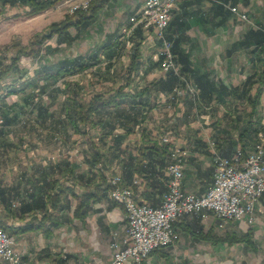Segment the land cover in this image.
<instances>
[{
  "label": "crops",
  "instance_id": "1",
  "mask_svg": "<svg viewBox=\"0 0 264 264\" xmlns=\"http://www.w3.org/2000/svg\"><path fill=\"white\" fill-rule=\"evenodd\" d=\"M109 3H111V0ZM141 3L138 2L134 5L133 2H129V8L132 10L131 14L140 8ZM217 3L221 5L215 4L212 0H175L170 21L166 27L167 33L178 39L179 53H175V60L180 67L185 66L187 68L188 78L190 77L191 82L200 93V99L196 104L191 101L185 90V84H181L180 81L176 82L171 92L157 87V81L164 79L167 75V73H162L158 67L159 57L157 51L159 45L152 41V34L143 32L140 36L135 34L134 30L137 25L132 26L129 20L131 15L124 17L120 14L117 15L116 19L118 24L116 29H121V32H123V28L132 27L129 33H123L119 37L110 36L111 34H109L102 43L96 45L92 53L87 55L77 54L82 55L83 59L86 56L96 55L98 63L101 59H107L109 62L117 61V67L113 63V65L107 67H98L97 70L92 69L95 70L92 73L94 79L99 80L94 82L95 90L100 89L99 91L109 92L127 82L129 77L125 90L137 93L134 100L129 104H121L119 108L105 107L94 118L98 123L106 122L104 124H107L109 122L106 120V114L111 113L116 117L117 124L111 125L109 133L105 134L104 137H100L102 141L101 148H103L101 154L104 158L106 156L110 160V163L106 164L109 172L119 174L124 184L133 186L137 199L153 206L160 204L161 193L166 188L168 173L165 166L169 160L168 153L160 161L156 160L157 157L154 160L147 156L144 157V159H141L138 172L135 170V158L138 156L140 149L150 146L154 141L164 145L161 143V137H165L169 144H177L182 147L185 145L188 148V155L183 162L181 186L186 191L202 194L208 188L212 179L211 158L213 151H217L221 155H223V152L231 155L240 144L236 140L240 129L244 128V124L250 118V106L247 97L249 94L254 93L257 83L251 87L250 93H244L241 90L247 87L249 77L258 78L259 72L263 68L264 55L260 53L254 55L251 51L252 46L245 39V36L247 31L253 32L264 27V0H225ZM224 3L236 5L248 15L257 27L250 26L239 19L223 5ZM16 4H21L24 9L28 6L19 0H16L13 4L12 2L3 3L0 0V9L2 5L7 10L9 6ZM37 15L27 14L25 20H36ZM109 36L116 38L120 45L123 44L124 47L121 46L123 51H119L116 46L108 50L100 49V46L108 40ZM251 37L255 39L254 34ZM138 38H142V40L138 47L137 64L131 72H128L133 52V41ZM43 54L45 56V53ZM75 56L70 57L65 54L63 57H57L56 59H72ZM179 56L184 57L185 64L182 63L183 60L181 61ZM36 63L35 61L33 65ZM44 65L47 67V64L44 63ZM17 68L21 69L23 67L18 65ZM33 68L28 66L29 70L25 74L26 79H28L26 82L30 83L34 90L40 91L39 93L32 92V88L30 91L32 93L25 94L22 98L25 102L31 103L34 110H37V116L40 119L42 115H47L48 108L52 109L53 105L58 106L54 96L57 93H51L52 98L47 95L43 97L42 94L46 92V85H50L51 82L59 78L50 77L46 74L42 76L43 70L33 71ZM47 72L51 74L54 73V70H48ZM125 73L128 77L124 80ZM78 81L79 77L76 76L72 79H63L58 87L54 86L52 88H55L56 92L58 89L61 91L68 90L67 94L64 95V99L67 98L70 102H74L76 99L86 100L92 94L98 92L94 91L88 94L85 91L88 85ZM66 82V87L62 88L63 83ZM206 82L209 83V96H207L209 93H203V90L201 94L200 90L205 87ZM143 88L146 90L142 91ZM17 93L18 90L15 88L7 89V94L15 97L12 105L18 106L21 101L18 96L16 97ZM62 102V100L59 102V106ZM1 114H4V119H2L5 126L3 127L5 128V134H7V132L12 131L11 124L14 118L7 117L6 110ZM14 115L17 116L16 120H19L18 115ZM193 116L195 117L194 120ZM65 117L66 120L70 121L68 116ZM253 119L259 121L257 126L259 125L260 128L256 136L264 135V89ZM70 126L73 133L75 128L71 124ZM80 131L79 129L77 132ZM215 141L219 143L216 145ZM243 143L245 144V152L248 153L256 143V138L246 139ZM166 145L168 146V144ZM88 159L89 156L80 159L73 154L66 161L64 175L72 180V186L74 185V190L78 193L83 191V185L80 183L77 173L87 172ZM69 168L74 171V176L68 175ZM45 176L46 179L57 178L42 170L34 182L37 185L44 183L43 178ZM134 181H136L135 184ZM37 193H42L39 186L37 187ZM14 194H17V197H12L13 201L5 208L6 210L10 209L12 205L18 207V200L27 195V193L22 195L21 192H14ZM111 200L113 199L108 196L92 202L85 218L79 220L72 216V208L75 203L73 199L70 209H64L58 213L65 219L63 223L51 228L49 233L38 229L37 231L11 235L14 240L13 249L21 253L22 259L27 261L28 264H105L111 253V241L120 242L122 240L126 223L124 208L119 203L114 205ZM17 215H14V218L19 217L18 219L14 221V218H9L7 223L18 226L23 225L29 219L28 213H24L22 216H19L21 213ZM192 217L193 214H183L177 222L182 220L187 222ZM214 220L215 218L212 215H208L206 218L201 217L203 231L211 229L214 234L224 236V234L219 235L218 230H216L218 234L214 232ZM234 227L235 231L241 230L240 233L243 235L248 231V242L243 243L253 248L263 249L262 252L264 253V194L255 203L253 221L248 222L246 219H242L234 222ZM229 228H232V226ZM176 230L179 237L182 234L189 236L181 228ZM114 231H117L116 235H113ZM240 233L236 234L239 235ZM190 239L194 240L191 237ZM208 243L212 245L213 249L217 250L221 243L226 242ZM191 249L195 248L190 247L183 240H178L175 244L151 252L145 259V263L140 264H182L184 263L182 262L184 257L178 255L180 257L177 259L174 256L176 254H187ZM172 260L176 261L172 262ZM230 263L237 264L233 260H228L226 263L213 261V264ZM243 264H264V256H260L256 263L249 261Z\"/></svg>",
  "mask_w": 264,
  "mask_h": 264
},
{
  "label": "rangeland",
  "instance_id": "2",
  "mask_svg": "<svg viewBox=\"0 0 264 264\" xmlns=\"http://www.w3.org/2000/svg\"><path fill=\"white\" fill-rule=\"evenodd\" d=\"M129 2H133V4L136 5L138 2L140 3L142 1L111 0L109 5L107 4L98 11L94 21L86 29L80 32H76L75 29H70L68 34L55 35L49 39L46 44L41 46V49L43 50L40 52L33 50L29 54H22L16 60V67L12 69L10 68V71L6 74V76L0 80V188L3 187L7 190V192H11L13 194V198L17 197V194H14V192H21L22 195L30 192L37 175L42 170H45L50 176L64 179L66 161H68L67 158L71 155L74 154L77 155L78 158L83 159L86 156H89V158L91 157V154L95 152L93 151V148L100 151V153L103 152L100 137H104L105 134L109 133L111 125L114 126L117 124L116 117L110 113L105 115L106 120L109 123L104 124L106 123L104 122L97 123L96 125H92V123L84 126L80 125L79 129L81 131H73L72 133L70 123L66 120V115L59 106V102L61 100L64 101V95L67 94L68 90L61 91L58 89L56 92L54 90L55 88H52L54 86L58 87V84H60L63 79H72V77L76 76L79 77V81H81L82 84L88 85L85 88V91H87L88 94L93 93L94 91H99L100 89H94V82L97 80L94 79L92 73H94L98 67H107L109 65H113V63H115L116 66L117 61L109 62L107 59L102 60L100 58V62H97L98 64H94L88 70L78 72L72 76L66 75L54 82H51L50 85H46V92L44 94L41 93L42 96L44 97L47 95L52 98L51 93H57L54 96L56 98L55 101L58 102V106L53 105L51 107L52 109L48 108L47 115H42L40 119L37 116V110L35 111L31 106V103L25 102L22 98L25 94H31L34 91L39 93L40 91L34 90V87L30 83L26 82L28 79H26L25 74L29 70L28 66L34 67L32 69L33 71L39 69L43 70L41 66H43L44 63L50 64L54 59L57 57H63L65 54L71 57L79 53H83L85 55L92 53L94 48H96V45L102 43V41L105 40L109 34H111L110 36L117 37L121 36L123 33L125 34V32H121V29H116L118 25L116 23V19L117 15L120 14L124 17L132 15V10L128 5ZM54 4L57 6L56 8L51 7ZM54 4L38 13L37 19L33 21L25 20L27 17L26 9H28V6L24 9L21 4H16L9 6L7 10L4 5L1 6L0 61L2 64L9 65L13 61V58L16 56V50L19 46H24L26 51L30 52L31 47H29V44L35 39V34L44 32L49 24L59 22L63 20L66 15L74 14L75 12L81 10H87L89 7L88 6L84 9V6H76V9H83L69 12L67 11V0H58ZM121 46L124 47L123 44H121L120 47H117L119 51H123ZM43 53H45L46 57ZM116 54L118 55L119 52ZM90 58L91 57L86 56L82 61L90 60V62H93V59ZM35 61L37 63L33 65ZM176 63L178 62L176 61ZM18 65H21L23 68H17ZM126 73V76L123 78L124 80L128 77ZM180 83L184 85V82L181 80ZM12 88L18 90L16 97L18 96L21 101L18 106L12 105V102L15 101V97L7 94V89ZM32 88L33 91L30 93ZM84 94L87 95L85 92ZM4 110L8 113L7 117L14 118L12 120L13 123L11 122L12 131L7 132V134H5V128L3 127L5 126L3 122L4 114H1ZM208 110L210 111V109ZM14 114L18 115L19 120H16L17 116ZM192 118L193 120L195 119L194 116ZM91 141H93V147H91ZM183 148L186 149L187 147L183 145ZM107 163H110V160H108L105 156L101 162L97 163L96 167L104 173L106 180L110 184V178L113 176V173L109 172V168L106 166ZM121 182L123 183L122 178ZM111 188L112 185L110 184V189ZM132 192H135L134 189H132ZM9 216L14 218L13 214H9ZM18 218L19 217L14 218V221ZM214 221V232L217 233L216 230H218L219 235H225V233L234 235V233L238 234L241 232V230L235 231V229H233L235 228L234 222L227 221L222 225V227H219V220L215 219ZM125 222H127L126 218ZM231 226L232 228H229ZM178 240H183L187 243V245L195 248L191 249L187 254H176L174 256V258L176 257L178 259L180 257H178V255H182V257H184L182 258V262H184L182 264H213V261L226 263L228 260L236 261L237 264L248 263L249 261L256 263L260 256H264V253L262 252L263 249L253 248L245 243L233 245L221 243L219 248L215 250L208 242L202 240H192L190 239V236L185 234L180 235ZM178 240L171 244H175ZM111 254L112 252L110 253L109 258ZM175 261L176 260H172V262ZM142 263H145V260Z\"/></svg>",
  "mask_w": 264,
  "mask_h": 264
},
{
  "label": "built area",
  "instance_id": "3",
  "mask_svg": "<svg viewBox=\"0 0 264 264\" xmlns=\"http://www.w3.org/2000/svg\"><path fill=\"white\" fill-rule=\"evenodd\" d=\"M89 2L90 0H67V11H76V6H84L86 9ZM174 4L175 0H142L140 8L129 20L132 26L141 25L143 33L153 35L152 41L159 45V70L179 77L184 82L188 95L196 101L198 91L191 80L180 73L172 41L166 37V27ZM223 5L242 21L257 27L236 5ZM51 7L57 6L54 4ZM131 30L132 27L123 28L122 31L129 33ZM262 31L264 33V28ZM160 140L162 144H168L169 160L165 166L168 173L166 188L161 193L158 206L137 199L132 192L133 186L122 183L119 174L113 173L110 178L112 188L109 196L123 206L127 222L122 240L110 243L112 254L105 264H140L151 252L175 242L179 234L173 228V223L183 214H198L202 218L212 215L219 220V227L227 221L246 219L252 222L254 219L255 203L264 194L263 134L259 135V140L245 156L240 148L230 157L213 151V180L202 194L186 191L181 186L187 149L167 143L165 137ZM116 234L117 231H114L113 235ZM13 243V237L0 227V264H28L22 259L21 253L13 249Z\"/></svg>",
  "mask_w": 264,
  "mask_h": 264
},
{
  "label": "trees",
  "instance_id": "4",
  "mask_svg": "<svg viewBox=\"0 0 264 264\" xmlns=\"http://www.w3.org/2000/svg\"><path fill=\"white\" fill-rule=\"evenodd\" d=\"M15 1L16 0H2L3 3L12 2V4ZM19 1L28 5V10L26 12L28 15H35L42 12L58 0ZM109 1L110 0H91L87 10H81L75 12L74 14L66 15L63 20L49 24L44 32L35 34V39L29 44V47H31L30 52L26 51V48L24 46H19L16 50V56L13 58V61L9 65H4L0 61V80L6 76V74L10 71V68L12 69L16 67V60L19 58V56L26 53L29 54L33 50H36V52H40L41 46L45 43L46 40L51 38L53 35L68 34V31L70 29H75L76 32H80L86 29L94 21L98 11L105 5H107ZM212 1L215 4L221 5L217 2H224L225 0ZM80 9L83 8H77L76 10ZM262 28L261 30L257 28L258 30H255L253 32H246L245 39L250 42L249 44H251L252 46L251 51H253L254 55H257L259 53L264 55V33L262 31ZM134 31L137 36H140L142 33L141 25L138 24ZM253 34L255 35V39L251 37ZM166 37L172 41V50L174 54L179 53L177 45L178 39L173 38L171 34L167 33V31ZM141 40L142 38H138L133 41V52L131 55V62L128 67V72H131L137 64L138 47L141 43ZM115 46H120L119 41L116 38H112L109 36L108 40L100 46V49L108 50L112 49ZM183 58L184 57L179 56V59H181V61L183 60L182 63L185 64L186 60ZM90 59H93V62H90V60L82 61L84 60L82 55H77L72 59H54L50 64H47V67L45 65L42 66L43 73L41 74L42 76L46 74L54 78H61L66 75H72L77 72H81L97 63L96 55L92 56ZM183 67H180V73L188 78L189 73H186L187 68L185 66ZM48 70H54V73L49 74L47 72ZM128 79L129 77L127 78V82L117 86L115 89L109 92H95L86 100L76 99L74 102H70L67 98H65L60 105V109L64 112L66 116L69 117V122L75 128V131H79L80 125H86L90 123H92V125H96L98 121L95 120L94 116L101 113L105 109V107L119 108L121 104H129L137 96L136 92L131 93L130 91L125 90V87L128 84ZM177 81H180L179 78L169 72L167 73L164 79L158 80L156 85L160 89L171 92L172 89L175 87ZM255 83L257 84L255 86L254 93L251 95L249 94L247 97L248 104L250 106V118L244 124V128L240 129L236 139L237 142L240 143L237 148H240L243 156L247 154L245 152V144L243 143V141L252 137L256 138V142L259 140V137L256 136L260 128L259 125L257 126L259 121H255L253 119V116L256 112L257 106L259 104V98L264 89V64L262 70L259 72L258 78L253 79V77H249L247 79V87L243 88L241 91L244 93H250V89ZM66 85L67 82L63 83L62 88L66 87ZM41 88H43V86H41ZM144 90L146 89L143 88L142 91ZM200 90L201 94L202 90L203 93H209V83L206 82L205 87L203 89L201 88ZM209 95L210 93L207 94V96ZM199 99L200 93L198 92L196 101H194L192 98L191 101L196 104ZM125 117L128 118L127 116ZM127 120H129V118ZM215 143L217 145L219 142L215 141ZM92 145L93 141H91V147H93ZM167 148V145H161L157 143V141H154L150 146H146L142 150L140 149L138 156L135 158V170L139 172L141 159H144V157L146 156L152 160L157 157L156 160L160 161L161 158H164L167 155ZM236 149H234L231 155H233ZM93 151L95 152H93L91 154V157L87 160V172L77 173L78 179L83 185V191L79 193L74 190V185L72 186L71 183L72 180L66 177V175H64V179H46L45 176V178H43L44 183H41L40 185H37V183H35V185H33L32 187V190L27 193L26 197L18 200V207L16 205L13 206L11 204V208L6 210L5 208H7V206H9L10 203L13 201V194H11V192L9 193V191L7 192V190H5V188L3 187L0 188V227L7 231L10 236L28 231H37L38 229H42L45 232L49 233L51 231V228H54L63 223V221H65V219L58 213L59 211H62L64 209H70L73 199L75 200V203L72 208V216L79 220H83L91 207V203L103 197H108L107 194L110 189V184L106 180L104 173L101 170H98L96 167L97 163L101 162V160L103 159V154L99 153V151L95 148H93ZM222 154L223 155H219H227L225 157L231 156L230 153L223 152ZM211 170L213 174V167L211 168ZM68 175L74 176V171L71 168L68 169ZM212 180L213 176L210 183H212ZM38 186L42 191L41 194L37 193ZM111 201L114 205L118 204L115 200ZM20 213L21 215L19 216H22V214L24 213L29 214V219L26 220L23 225L14 226L12 224L7 223V219L12 217L9 216V214L17 215ZM37 213H39V215H37ZM173 228L175 230L177 228H181V230L187 232V234L194 240L207 241L213 244H216L218 242H226L228 244L248 242V231L245 232V235L240 233L239 235L226 234L224 236H218L214 234L211 229L203 231L201 216L198 214H193L191 220L187 222L183 220L180 222H174Z\"/></svg>",
  "mask_w": 264,
  "mask_h": 264
},
{
  "label": "bare ground",
  "instance_id": "5",
  "mask_svg": "<svg viewBox=\"0 0 264 264\" xmlns=\"http://www.w3.org/2000/svg\"><path fill=\"white\" fill-rule=\"evenodd\" d=\"M167 246V245H166ZM164 247V246H163Z\"/></svg>",
  "mask_w": 264,
  "mask_h": 264
}]
</instances>
